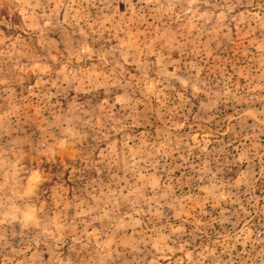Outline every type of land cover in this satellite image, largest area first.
<instances>
[{
  "label": "rangeland",
  "instance_id": "rangeland-1",
  "mask_svg": "<svg viewBox=\"0 0 264 264\" xmlns=\"http://www.w3.org/2000/svg\"><path fill=\"white\" fill-rule=\"evenodd\" d=\"M0 264H264V0H0Z\"/></svg>",
  "mask_w": 264,
  "mask_h": 264
}]
</instances>
